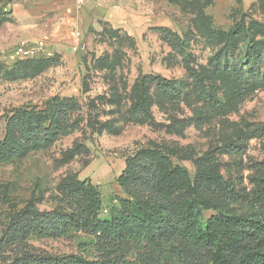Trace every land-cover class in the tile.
I'll return each instance as SVG.
<instances>
[{
	"label": "rangeland",
	"instance_id": "rangeland-1",
	"mask_svg": "<svg viewBox=\"0 0 264 264\" xmlns=\"http://www.w3.org/2000/svg\"><path fill=\"white\" fill-rule=\"evenodd\" d=\"M242 19L248 26L257 22L264 27V0H0V140L5 117L16 108L41 111L53 96L75 97L81 105L79 128L67 137L29 148L13 134L19 154L0 160V235L28 203L49 210V197L65 178L96 186L100 216H108L115 197H124L115 182L124 156L147 144L171 151L174 163L191 173L186 158L212 152L225 179L239 190L251 189L250 165L264 163V60L257 72L259 88L203 122L196 118L202 102L187 76L189 66L212 73L216 62H238L243 43L227 54L223 38ZM157 28L176 34L187 58ZM259 29L252 27L257 38ZM77 33L80 43L73 52L69 43ZM40 39L54 60L58 56V66L41 57L11 59L20 43ZM140 73L178 82V110L151 85L152 119L128 121L125 113ZM230 144L241 145L243 154H228ZM228 212L244 214L248 208L231 205ZM27 246L36 253L81 254L75 238H33Z\"/></svg>",
	"mask_w": 264,
	"mask_h": 264
},
{
	"label": "trees",
	"instance_id": "trees-1",
	"mask_svg": "<svg viewBox=\"0 0 264 264\" xmlns=\"http://www.w3.org/2000/svg\"><path fill=\"white\" fill-rule=\"evenodd\" d=\"M253 26L260 28V37L252 32ZM154 31L171 36L187 58L176 34L164 28ZM237 42L244 46L237 63L216 62L212 73L187 68L194 96L202 102L196 115L199 122L233 109L260 86L264 27L257 22L248 26L242 19L225 33V53ZM40 60L59 64L58 56ZM151 85L178 110V82L140 73L125 113L128 121L152 119ZM80 110L75 97L53 96L41 111L36 107L10 111L0 140V160L19 154L13 134L29 148L71 135L79 128ZM225 150L244 152L237 144ZM124 158L115 180L124 197H115L116 206L108 216H100L102 197L96 186L89 180L65 178L50 195L49 210L30 202L9 219L0 235V264H264V163L250 165L252 187L239 190L222 176L212 152L186 158L193 173L174 163L172 152L157 144L139 146ZM238 204L248 212H228L229 206ZM33 238H75L81 254L36 253L27 246Z\"/></svg>",
	"mask_w": 264,
	"mask_h": 264
},
{
	"label": "built area",
	"instance_id": "built-area-1",
	"mask_svg": "<svg viewBox=\"0 0 264 264\" xmlns=\"http://www.w3.org/2000/svg\"><path fill=\"white\" fill-rule=\"evenodd\" d=\"M79 1L81 2L82 0ZM51 56V52L47 48V42L44 39L22 42L11 52V59L18 61Z\"/></svg>",
	"mask_w": 264,
	"mask_h": 264
},
{
	"label": "crops",
	"instance_id": "crops-1",
	"mask_svg": "<svg viewBox=\"0 0 264 264\" xmlns=\"http://www.w3.org/2000/svg\"><path fill=\"white\" fill-rule=\"evenodd\" d=\"M79 43H80V34L79 33H77L76 34V36H75V39L73 40V41H70V45H69V47L71 48V50L73 51V52H75L77 49H78V45H79ZM67 50V49H66ZM58 54H62V55H64V54H68L67 53V51H56ZM63 52H65V53H63ZM67 56V55H66ZM59 59V58H58Z\"/></svg>",
	"mask_w": 264,
	"mask_h": 264
}]
</instances>
